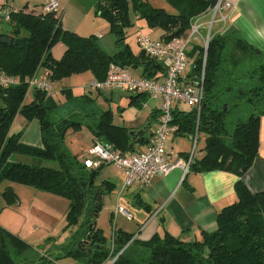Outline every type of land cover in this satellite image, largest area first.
<instances>
[{
  "label": "trees",
  "instance_id": "trees-1",
  "mask_svg": "<svg viewBox=\"0 0 264 264\" xmlns=\"http://www.w3.org/2000/svg\"><path fill=\"white\" fill-rule=\"evenodd\" d=\"M217 2L168 0L176 10L173 14L153 7L147 0H100L97 14L105 18L116 39L118 52L114 55L100 47L96 36L82 37L63 29L62 16L57 17L54 12H45L44 8L41 13L18 9L9 22L11 30L8 33L0 30V69L22 81L37 70L47 69L54 83L88 72L103 82L110 65L115 64L141 70L140 78L160 79L163 67L142 50L134 53L127 42L126 30L133 27L131 12L139 20H145L150 29L163 30V39L168 41L183 37L192 21L210 12ZM5 37L12 40L11 45L1 42ZM59 42L66 46V51L60 60H55L52 48ZM205 52L202 44L189 51L193 68L190 83L185 84L196 85L201 78L199 83L204 87L201 111L175 109L173 124L178 127V135L191 137L197 131L206 135L205 155L194 160L190 172L225 171L240 178L235 185L237 201L218 214L216 231L203 233L195 241L174 237L167 231L144 241L115 228L109 242L97 227V220L93 222L103 209V196L115 190L111 182L97 185L99 175L108 165L88 169L68 149L67 133L87 127L96 140L106 139L123 153L135 152L137 144L147 145L152 134L136 137L130 129L116 126L111 111L86 113L83 108L96 109L89 94L75 97L70 90H64L65 106L53 99L54 93L48 96L34 90L33 101L26 104L25 83L0 89V213L2 200L7 205L18 201L14 184L68 200V228L79 224L87 208L81 225L83 240H74L64 250L66 256L83 264H108L114 258L113 264H264V191L252 193L242 180L260 158L264 52L237 32L228 35L212 32L206 60ZM142 97V94L131 97L132 105ZM74 101L77 106L67 105ZM18 115L39 122L42 147L26 145L22 133H12ZM45 162L56 166H47ZM134 205L150 210L140 198ZM53 260L39 257L32 246L0 226V264H52Z\"/></svg>",
  "mask_w": 264,
  "mask_h": 264
},
{
  "label": "crops",
  "instance_id": "crops-1",
  "mask_svg": "<svg viewBox=\"0 0 264 264\" xmlns=\"http://www.w3.org/2000/svg\"><path fill=\"white\" fill-rule=\"evenodd\" d=\"M60 6L62 17L64 15V5L67 0H56ZM73 0L68 2V11L71 7ZM155 8H163L170 13L176 14V10L168 3V0H147ZM234 4L231 10L224 12L227 17L225 21L217 24V28L213 31L214 34L228 35L233 32H237L246 42L259 48L264 52V0H228ZM5 3L16 9L13 6L11 0H5ZM48 3V0H42L40 3H36L33 11L35 13H41L44 6ZM39 9L37 8V6ZM171 7V8H170ZM21 9V8H20ZM173 9V11L171 10ZM204 22V31H207L206 18L209 17V12L200 15ZM135 17V20H134ZM131 20L133 22V33L139 35L143 33L150 36L153 39H163L165 32L161 29H150L145 20H139L134 14H131ZM96 26H88L87 28H76L67 26L61 21L62 27L65 30L77 33L82 37L96 36L100 47L109 55H114L118 52V48L115 44V40L110 38V26L108 23L102 22L97 27L98 23L94 22ZM64 24V25H63ZM84 26V25H81ZM190 29L183 37H187ZM129 30H126L128 38ZM114 37V36H113ZM128 44L132 48L133 52L138 54L133 48L131 41L127 39ZM201 44V43H199ZM61 55L53 58L60 60V57L64 55L66 46H61ZM141 51V49H140ZM53 55V51H52ZM62 58V57H61ZM193 68V64L188 67L187 73L182 78V83H190V73ZM135 78H140L141 70H129ZM134 72V73H133ZM85 76V82L78 83L81 78H74L75 76L60 81L63 83L66 80L70 81L69 86H63L60 90H56L53 99L59 104L64 105L67 99L63 93L64 90H70L71 94L75 97L89 94L92 100L95 101L96 109L83 108L86 113H103L111 111L113 114V123L118 127H125L131 130V133H140L136 137H140L143 133H147V136L153 134L158 126L160 105L159 101H156L152 96L145 93L129 94L121 90H104V91H88L86 85L92 82L94 79L91 73H87ZM81 77V76H78ZM58 83V82H56ZM74 86V87H73ZM76 86H83L82 91L76 93ZM144 95L141 101L135 99L132 105L131 97H137V95ZM34 92L29 93L26 99V104L33 101ZM67 105L72 107L77 106V102L74 101ZM66 106V104H65ZM184 109L182 104H176L175 109L188 112L191 108ZM21 116V115H18ZM17 116V117H18ZM31 127L24 135L23 129L19 133L23 134L22 142L29 146L42 147L39 142H33L30 140L31 132L35 129H39V122H32ZM84 128L89 132L86 139L80 138ZM142 132V133H141ZM67 137L69 138V144L66 143L69 150L73 155L79 156L85 154V152L93 146L96 142L95 137L87 127H83L79 131H69ZM260 158L256 160L253 167L243 176L242 180L252 193H260L264 191V117L261 120L260 125ZM72 142V143H71ZM187 143V149H183V144ZM205 143L197 150L195 160H201L204 155ZM192 145L191 137L181 136L173 134L169 137L167 142V152L169 155L173 154H189ZM149 146V143L145 146L140 144L136 145V151L140 152L145 150ZM133 152V153H135ZM82 154V155H83ZM170 158H172L170 156ZM80 160L81 155L79 157ZM173 159V158H172ZM115 171V167L107 166L102 172L106 170ZM117 173L121 175V186L116 185L112 178L114 174L109 173L103 176V180L111 182L115 186V191L120 188L119 196L116 200V206L122 204V200L131 204L132 208H126L127 211L132 214V219L128 222L122 218L120 225L116 223V229L123 230L130 234H135V238L139 240L147 241L156 233L163 234L165 231L170 233L174 237L181 238L186 241H195L202 238L203 233H213L217 229V217L218 214L227 206L232 205L237 201V195L235 192V185L240 179L238 176L225 172V171H211L205 173H193L190 172L184 176V172L180 168H176L165 176L157 177L150 186L146 188L132 187L130 189L123 190V184L125 175L123 171L116 169ZM112 186V185H111ZM37 193V194H36ZM37 196L46 195L36 191ZM49 195V194H47ZM51 195V194H50ZM137 198L143 199V201L149 206L150 210L137 207L134 205ZM116 206L114 209H116ZM118 216V217H119ZM140 223V224H139ZM137 230V231H136Z\"/></svg>",
  "mask_w": 264,
  "mask_h": 264
},
{
  "label": "built area",
  "instance_id": "built-area-1",
  "mask_svg": "<svg viewBox=\"0 0 264 264\" xmlns=\"http://www.w3.org/2000/svg\"><path fill=\"white\" fill-rule=\"evenodd\" d=\"M234 4L228 0H218L209 12L207 31L205 34L204 22L201 16L196 17L190 26L187 37H177L172 40L153 39L140 33L137 35L139 48L151 59L157 61L164 69L160 79L135 78L128 69L111 64L105 81L93 80L86 85V89L92 91L121 90L129 94L145 93L162 102L161 116L156 131L149 139V146L140 152L123 153L111 144L98 141L88 151L82 161L88 169H98L103 165L113 166L125 175L123 190L132 187L146 188L160 176L169 174L176 168L184 172V176L190 173V167L195 160L200 141V133L197 131L191 136L192 151L187 157L178 154L169 155L167 142L171 135L176 134L178 127L173 124V112L176 104L185 103L199 113L204 98V87L199 79L196 85H184L182 78L187 73L190 65L189 51L196 44L201 43L206 49L211 38V33L216 24L226 20L224 12L231 10ZM45 12H54L57 17L62 15L60 6L56 0H48L44 7ZM18 9L9 6L5 0H0V21L9 23ZM204 73L202 75V80ZM22 83L27 84L28 94L34 90L53 95L52 74L47 69L37 70L32 77L24 81L20 77L10 76L0 69V89L16 87ZM170 156L173 158H170ZM115 214H122L129 220L132 215L123 207L117 205ZM116 258L108 264H113Z\"/></svg>",
  "mask_w": 264,
  "mask_h": 264
},
{
  "label": "rangeland",
  "instance_id": "rangeland-1",
  "mask_svg": "<svg viewBox=\"0 0 264 264\" xmlns=\"http://www.w3.org/2000/svg\"><path fill=\"white\" fill-rule=\"evenodd\" d=\"M41 1L42 0H11V3H13V6L17 7L18 9L20 8L24 9V12H31L34 6L37 5L36 3H40ZM99 1L100 0H73L71 7L68 11L69 0H67L63 8V11L65 13L62 17V21L65 24H67V26L70 27L74 26L78 29L83 27L87 28L88 26H93V25L96 26L94 23L95 21L98 23L97 27L100 26L102 22H105V24L108 23L104 17L97 14V4L99 3ZM39 7L41 6L40 5L37 6L38 9ZM171 10L173 11V9ZM131 13L132 16H134V13L133 12ZM209 19L210 18L208 17L205 19V21H208ZM133 27L127 29L130 31L127 39L131 41L132 46L136 50V52L140 53V48L137 43V34L133 33L134 32V30H132ZM216 28H217V24L215 25L213 31ZM0 30H2L5 33H8L11 30V26L7 22L0 21ZM203 33L205 34L204 30ZM110 38H112V40H116L113 37V35H110ZM61 46H64V44L61 42L53 46L52 51L54 57H58L59 55H61V48H62ZM190 62L191 64H193L192 58H190ZM74 76H75L74 78H81L80 81H78V83L82 84L83 82H85V78H86L85 76L88 75L87 73H83ZM69 84H70L69 80H66L63 83L60 82L54 83L53 93H55L56 90H60L63 86H69ZM81 87L83 86H76V88H74L77 94L82 91ZM153 98L161 103L160 105L161 107L162 102L155 97ZM182 105L184 109H188L187 104L182 103ZM34 121L38 122L37 120L29 121L22 115L18 116L13 122L11 131L12 133H19L20 131L26 128V130L24 131V135H25V133L31 127L32 125L31 123ZM88 132L89 131L86 128H84V131L80 135V138L85 140ZM69 138L70 137L66 136V143L68 144H69ZM205 139H206V135L200 134L198 151L199 148L204 145ZM30 140L42 144V139L39 129H35L31 132ZM187 147L188 144L184 143L183 149H187ZM88 151L89 149L85 152V154H83L84 152L82 153L83 155L80 154L81 158H86ZM191 151H192V145L190 152ZM80 155L78 157H80ZM30 161L31 160L29 159V162ZM45 165L52 167L56 166V164L53 162H45ZM116 169L115 171H113V169L111 170L109 169L106 170V172L100 174L97 179V185L99 186L103 185L105 180H103L102 177L109 173L114 174L117 171ZM112 181L116 185H119L120 187L121 175L114 174ZM4 186L2 188H4ZM119 189L120 188H117L116 191L113 190L110 193L107 192L103 196L104 206L102 211L99 213L97 219V227L102 230V235L105 238H107L109 242L112 240V237L114 235L116 223L120 225V221L122 220L123 217L124 220H126V222L130 221L122 214L120 215H122L123 217L115 214L114 208L116 206L115 205L116 200L119 196V191H118ZM13 190L18 198V201L17 203H14L12 205H7L3 200L1 201L2 210L0 213V226L6 229L7 231L11 232L12 234L20 237L23 241H25L27 244L32 246V248H34L35 252L38 254L39 257L44 256V258L45 257L53 258L54 260L52 264H83L82 262H80L79 260L73 257L66 256L64 250L67 249V247L74 240H77L79 238L83 240L84 229L81 225L85 221V216L87 215V208L85 213L80 217L79 224L71 228H68V222H67V214L69 211L68 200L50 194L37 196L36 195L37 193L35 194L36 192L35 189L21 184H14ZM122 204L125 205L127 208H132L131 204L129 205V203H126L124 197L122 200ZM125 206L124 207L121 206V207L127 209ZM62 248L63 250H61Z\"/></svg>",
  "mask_w": 264,
  "mask_h": 264
},
{
  "label": "water",
  "instance_id": "water-1",
  "mask_svg": "<svg viewBox=\"0 0 264 264\" xmlns=\"http://www.w3.org/2000/svg\"><path fill=\"white\" fill-rule=\"evenodd\" d=\"M1 42L3 43V44H8V45H11L12 44V40L10 39V38H7V37H5V38H3L2 40H1ZM208 48V47H207ZM142 133V132H141ZM131 134H135V135H138V134H140V133H131ZM103 143H105V144H110L106 139H104L103 140ZM96 218H94L93 219V222H96Z\"/></svg>",
  "mask_w": 264,
  "mask_h": 264
}]
</instances>
